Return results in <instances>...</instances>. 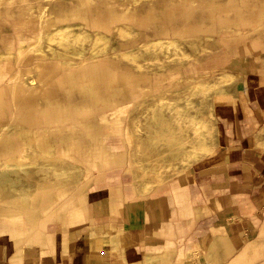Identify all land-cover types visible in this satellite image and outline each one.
Instances as JSON below:
<instances>
[{
    "label": "bare ground",
    "instance_id": "bare-ground-1",
    "mask_svg": "<svg viewBox=\"0 0 264 264\" xmlns=\"http://www.w3.org/2000/svg\"><path fill=\"white\" fill-rule=\"evenodd\" d=\"M4 18L15 21L16 33L14 42L0 45V237L13 251L8 264L54 260L60 230L117 168L131 174L136 164L142 172L134 173L136 194L148 197L166 174L181 173L179 164L213 156L212 98L235 103L228 69L264 39V0H0ZM5 35L0 28V41ZM187 47L200 57L191 61ZM219 52L232 55L227 69L189 71V65L200 72L217 58L230 60ZM161 91L167 93L151 102L147 94ZM128 105L149 115L134 122L146 132L134 144L135 161L122 139L127 135L131 144ZM75 172L81 183L69 179ZM110 194L111 210L120 216L121 190ZM229 205L227 198L211 200L205 216ZM240 229L216 225L199 251L207 253L219 239L230 264L262 260L258 242L235 253ZM116 234L119 240L110 239L116 264H133L121 252L123 233ZM159 258L148 255L143 264H162Z\"/></svg>",
    "mask_w": 264,
    "mask_h": 264
},
{
    "label": "crops",
    "instance_id": "crops-1",
    "mask_svg": "<svg viewBox=\"0 0 264 264\" xmlns=\"http://www.w3.org/2000/svg\"><path fill=\"white\" fill-rule=\"evenodd\" d=\"M240 108L238 105L227 110L225 117L220 116L219 121L225 124L227 134L230 136L236 133L242 137L254 135L256 125L260 124L257 108H255L257 113H253L251 120L247 117L245 121L238 120L236 126L229 124V116ZM226 137L223 147L226 158L223 166L238 167L235 168L238 170L234 177L231 172L228 174L230 184L231 180H234L232 178H237L235 182L239 190L249 194L262 190L255 198V202L264 203L263 158H252L243 146L244 138L233 140L232 137ZM174 173L177 175V172ZM109 175L112 176L110 180L94 186L89 194L82 198L80 209L72 216L71 224L58 233L55 258L49 259L47 264H116L119 258L113 253L110 245L113 233H121V235L123 233L121 252L124 251L122 254L129 263L143 264L148 255L161 256V258L171 255L172 261L169 264H195L196 260L197 263L201 261V264H206L203 258L200 260L204 255L197 250L200 243H204L207 247L212 238V229L216 225L224 224L222 219L225 215L229 216L231 211L236 212L237 208L245 215L250 216L252 213L253 216L255 215L256 206L248 199L249 194H228L224 199L227 198L230 205L224 209L226 212L223 211L219 219L212 223L208 217L219 213L205 216L208 211L206 208L210 210L209 202L213 197L209 195L205 200L199 190V180L195 181L198 185L197 189L193 188V184L186 177L181 180L185 179L188 182L184 180L181 183L180 180V185L177 181L164 182L165 184L161 183L159 187L157 186L148 197H143L136 194L133 175L128 174L125 169H118ZM183 183L187 184L183 185ZM118 188L123 198L121 217L113 213L110 205V192ZM103 190L107 191L106 194L98 193ZM196 212L202 217L198 218ZM230 219V217L226 218L227 221ZM235 222L233 226L236 225ZM91 232L95 235L92 236ZM241 241L240 238L234 242L237 250L249 240L242 245ZM2 242L7 243L0 237V264H8L13 251L8 246L10 243L4 248ZM258 244L264 250V242L259 240ZM44 251L51 252L50 249ZM194 252L197 254L195 255ZM229 260L230 256L224 253V247L219 246L217 264H227ZM25 264L41 263L34 261Z\"/></svg>",
    "mask_w": 264,
    "mask_h": 264
},
{
    "label": "rangeland",
    "instance_id": "rangeland-1",
    "mask_svg": "<svg viewBox=\"0 0 264 264\" xmlns=\"http://www.w3.org/2000/svg\"><path fill=\"white\" fill-rule=\"evenodd\" d=\"M14 20H8V19H0V28L2 29V31H4L5 38L6 40H2L0 41V45H4L5 42H14V38L16 37V33L14 31ZM2 23V24H1ZM261 47L256 49V52H245L243 56V59L238 58L237 61V66L236 68H229L228 72L231 73L232 75H234V79L231 83H229L231 87L230 89V95L233 97V99H235V103L232 104V101L230 98H228V101L222 102L220 104H218L219 100H215L212 98L211 101V106L213 109V112L215 114V118H211L213 119L212 121L208 122L209 123V127H211L212 129V141L214 140L215 143V154L213 156L210 157H206L204 159H201L200 161L194 162V163H190L188 165H182L179 164V170L181 173L174 175V171L168 173L169 177L164 179V182H172V181H177V183L180 185V180L184 177H186V179H188V181L190 183L193 184V188L197 189L198 185L195 182L196 180H199V190L201 191V193L204 195L205 200L206 198H208L209 195H212V199L216 200V199H224V197H226L228 194H249L246 191L243 190H239L237 183L235 182V179L237 178H232L234 180H231V184L229 182L228 179V174L229 172H231L232 177H234V175L236 174V169L235 167H230L229 166H223L224 164V160H225V154H224V143H225V137H229V138H233V140L239 139L241 140L242 138H244V148H246L249 152V154L252 155V158H263V162H264V147L263 146H259L258 143L264 141V39H261ZM263 48V50H262ZM2 49H4V47L2 46ZM186 52L188 54L194 55L191 59V61H194L196 57H200L199 55L195 54V52L190 48L187 47ZM225 54L227 55L230 60L226 61L224 60L223 57L221 58H217L214 62L205 65L203 67V70L200 72H197L194 66L189 65V71L192 74H200V75H212V71L214 69H227L229 65H231L233 63V59L232 55H229L227 52H219L218 54ZM169 56V54L167 55ZM214 57H219V56H214ZM208 58V57H206ZM166 60V59H165ZM167 63V62H166ZM204 64H207L206 61H204ZM215 65V66H214ZM210 66V67H209ZM219 66V68H218ZM247 83V85H246ZM187 90V88H186ZM246 90H247V95H246ZM167 92L161 91L157 94H150L148 93V98L152 101H155V99L159 98V97H163L164 94H166ZM166 96V95H165ZM172 97V96H169ZM252 102H251V100ZM194 104L199 105V99L198 97H195L193 99ZM228 102V103H227ZM182 105H185V102L182 103ZM231 105V106H230ZM238 105H240V110L236 111L235 113H233L232 115L229 116L228 118V122L229 124L236 126L238 120H243L245 118H249L250 120L252 119L253 113L255 114V112L257 113L256 109H259L258 115H259V121L260 124L256 125V132L254 135L248 136V137H242L240 134L236 133V135H228L225 124L222 123L221 121H219L221 118L220 116L223 115V117H225V115L227 114V110H231L235 107H237ZM225 110V112H224ZM208 109L206 108L205 113H207ZM231 114V113H229ZM125 118H126V122L128 123V128L131 131L130 133H132V138L129 137V140L131 139V144H128V138L127 135L123 136V142L126 143L127 145V150H128V157H133V161L134 160V144L136 142H138L140 139H143L142 136H145L146 132L143 133H139L137 131L136 125L134 124V122L137 121V123L139 121L144 122L145 120L149 119V115L146 113L144 108H136L132 105H128L127 106V112L125 113ZM203 119H206L208 117V115L203 114L200 116ZM210 119V117L208 118ZM140 123V122H139ZM144 128H146V125L143 126ZM129 136V135H128ZM226 137V138H227ZM259 141V142H258ZM213 143V142H212ZM220 143V145H219ZM257 143V145H256ZM254 147L255 149H251L252 147ZM156 156V158L158 160H161L160 158L157 157L156 153L154 154ZM155 158V157H154ZM256 159V160H257ZM153 160V157H152ZM62 161V160H61ZM64 162V161H63ZM61 165L66 166V169H70V165L69 161H67L66 163H63ZM165 164H168L167 161H162ZM150 166L156 164L155 162L153 163H149ZM85 167L84 164H81ZM80 166V165H79ZM121 168H125V166L119 167L117 169H121ZM139 167L136 164H132V172L131 175H133V178L135 179V172H139L142 174L141 171H139L138 169ZM238 168V167H237ZM231 169V170H230ZM85 170V168L83 169ZM115 170V169H114ZM136 170V171H135ZM83 172V171H82ZM131 172V171H130ZM238 172V171H237ZM84 173V172H83ZM82 173V174H83ZM183 173V174H182ZM81 174V175H82ZM168 174H166V176H168ZM77 179L80 180V183L83 181L82 177H78V173H73L69 179L75 181ZM185 180V179H184ZM181 180V183L182 181ZM63 180H59V181H54L52 184H56V183H62ZM185 180V182H188ZM138 183V182H136ZM136 183H133L135 185H137ZM164 183V184H165ZM138 186V185H137ZM106 190H103L101 192L98 193H104L106 194ZM262 192V190L260 191H255L253 193L249 194L248 199H250V201L252 203H254V205L256 206L255 208V215L248 216L243 214L242 212H239L238 208L236 209V212H232L229 216L224 217V219H222L223 221H225L226 223L228 222V225H232L233 226V222H235L236 225L233 226V228H235L236 226H238V224H240L241 229L240 231L237 232V239L239 240L240 238L242 239V241L240 242V244L242 245L244 242H246L244 245H248V244H257V242L259 240H261V242H264V234H260L261 232V226L262 224H264V203L263 202H255V198ZM204 200V201H205ZM237 207V206H236ZM226 212V211H224ZM219 212V214L214 215L213 213H215V211H212L210 214H213L211 217H208L209 220L213 222H215L217 219H219V216H221L223 213ZM230 217V220H226V218ZM219 221V220H218ZM257 222V223H256ZM219 224V223H218ZM260 228V229H259ZM236 233V232H235ZM240 234V235H239ZM119 237V234L113 233V236L111 238L114 239H118L117 237ZM116 237V238H115ZM119 240V239H118ZM225 242H223L222 240H215L213 242V246L212 248H210L208 250L207 253H204V257H201L200 260H202V258L205 260L206 264H217L219 262V246H223L224 247V253L225 252ZM2 247L6 248L7 247V243L2 242ZM243 245V246H244ZM201 255L202 252L199 251V249L197 250ZM239 252L236 251L235 253ZM195 253V252H194ZM234 253V254H235ZM196 255V253H195ZM156 257V256H154ZM233 257V256H232ZM5 258V257H4ZM172 256L171 255H165V257H163L161 259L163 261L162 264H169L172 261ZM196 258V257H195ZM231 263V257L230 260L227 264ZM260 263H264V258L260 261H258L255 264H260ZM156 264H159V262H157ZM195 264H201L198 262L197 260L195 262Z\"/></svg>",
    "mask_w": 264,
    "mask_h": 264
}]
</instances>
